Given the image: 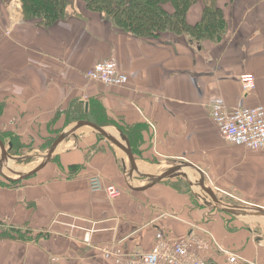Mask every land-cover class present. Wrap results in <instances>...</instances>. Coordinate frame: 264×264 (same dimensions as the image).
<instances>
[{
  "label": "crops",
  "instance_id": "obj_1",
  "mask_svg": "<svg viewBox=\"0 0 264 264\" xmlns=\"http://www.w3.org/2000/svg\"><path fill=\"white\" fill-rule=\"evenodd\" d=\"M212 1L224 30L196 39L171 31L138 36L79 0L45 27L24 16L20 0H0V136L7 147L16 137L33 151L46 148L88 121L125 146L128 140L134 156L84 125L24 178L44 156L21 164L0 157V264H124L100 249L149 252L158 233L170 242L193 237L197 258L231 264L232 254L237 264H264L263 217L215 211L182 176L156 178L188 163L180 173L195 181L198 167L213 194L264 209V150L228 143L211 115L217 97L230 108L264 106V0H197L188 23H200ZM110 58L129 75L127 84L87 78ZM245 73L255 78L249 92L240 81ZM94 174L121 196L92 191Z\"/></svg>",
  "mask_w": 264,
  "mask_h": 264
},
{
  "label": "built area",
  "instance_id": "obj_2",
  "mask_svg": "<svg viewBox=\"0 0 264 264\" xmlns=\"http://www.w3.org/2000/svg\"><path fill=\"white\" fill-rule=\"evenodd\" d=\"M86 76L91 81L106 85H125L129 75L119 69L115 58L104 60L89 69ZM240 81L246 92L255 88V78L251 73L242 74ZM211 115L220 133L228 143L242 145L251 150H264V106H240L230 108L217 97L211 103ZM90 189L94 192L104 189L111 199L121 196V190L114 184L104 185L98 174L89 177ZM197 242L193 237L170 242L158 233L156 244L149 252L126 254L119 248L104 246L100 249L105 259H116L124 264H218L197 258L191 252ZM231 264L238 263V257L227 256Z\"/></svg>",
  "mask_w": 264,
  "mask_h": 264
},
{
  "label": "trees",
  "instance_id": "obj_3",
  "mask_svg": "<svg viewBox=\"0 0 264 264\" xmlns=\"http://www.w3.org/2000/svg\"><path fill=\"white\" fill-rule=\"evenodd\" d=\"M20 1L26 18L39 19L42 26L49 27L62 20L68 6H73L76 0ZM84 2L87 9L105 13L116 26L138 36H152L171 31L178 35L186 33L201 39L221 35L224 30L222 10L214 1L206 7L202 21L195 25L188 23L186 14L197 0H84ZM168 6H171L173 11H170ZM3 108L0 102V114ZM0 139L5 143L1 136ZM9 140L12 143L9 153L20 155L23 148L20 140L16 137ZM73 168L71 167V170Z\"/></svg>",
  "mask_w": 264,
  "mask_h": 264
},
{
  "label": "water",
  "instance_id": "obj_4",
  "mask_svg": "<svg viewBox=\"0 0 264 264\" xmlns=\"http://www.w3.org/2000/svg\"><path fill=\"white\" fill-rule=\"evenodd\" d=\"M84 125H90L93 126L94 128H96L108 141H110L112 144L116 145L117 147H119L120 149H122L123 151H125L131 161H134V156L131 150V146L129 141L127 140V145H123L120 141L112 138L111 136H109V134L100 126L88 122V121H79L72 129L68 130L65 133H62L55 141L54 143L51 145V147L49 148V151L47 152V154L44 156V161L38 165L37 167H35V169H33L31 172H29L26 175H22L23 178L26 177L27 175L37 172L38 170H40L41 168H43L52 158L57 146L65 139L67 138L69 135L73 134L75 131H77L79 128H81ZM9 148L11 149L12 147V143L8 144ZM9 148L7 147L6 143H4L1 139H0V150H1V159L4 160L6 158H12V159H21L13 157L12 155H10L9 153ZM2 163V162H1ZM190 165L188 163H182L178 166H175L173 170L167 171L166 173H163L161 175H159L158 177H156L158 180H162L164 178H170V177H179L182 176L183 178L189 180L190 182H194L197 186L201 187L209 196L210 198L213 199V204L211 205L212 207L216 208V209H220L222 211L225 212H229L233 215H237V216H256V217H263L264 218V209L261 207H227L225 206L223 203H221L218 199L215 198V196L213 195L212 189L209 187H207L205 181H204V173L196 166H193L197 172L200 174V179L199 181H193L192 178H190V176H188L185 173H180L178 171L175 170H179L181 167H189ZM21 176V177H22ZM9 179V178H8ZM156 179V180H157Z\"/></svg>",
  "mask_w": 264,
  "mask_h": 264
},
{
  "label": "rangeland",
  "instance_id": "obj_5",
  "mask_svg": "<svg viewBox=\"0 0 264 264\" xmlns=\"http://www.w3.org/2000/svg\"><path fill=\"white\" fill-rule=\"evenodd\" d=\"M81 1V3H84L85 4V2H84V0H79V2ZM102 139H104L105 140V138H103L102 137ZM8 140V139H7ZM7 140H6V144H7ZM105 142L107 143V144H111L109 141H107V140H105ZM54 143V140H52L50 143H49V145L48 146H46V148H43V145L40 147V149H38V150H34L33 151V147H32V144H31V142H21V144H23L22 146H23V148L20 150V155H13V156H17V157H26V159L25 160H23V159H18L19 160V164H21L22 162H24V163H26V162H30V161H32L33 159H35V157L34 156H36V157H38V156H45L46 154H47V152L49 151V148H50V146L52 145ZM115 147V146H114ZM31 151H33V152H31ZM11 155V154H10ZM0 157H1V150H0ZM28 157V158H27ZM174 166H176V165H174ZM174 166H173V168L171 169V168H169V170H173L174 169ZM19 168H21V167H19ZM168 170V171H169ZM175 171H178V172H181L182 170H175ZM195 171V170H194ZM8 173V172H7ZM7 173H6V171H5V174L7 175ZM14 173V172H13ZM13 173L11 174V176L13 175ZM195 174H196V172H195ZM197 177H198V174L196 175ZM196 176L194 177V179H195V181H199V177L198 178H196ZM184 182H186V183H188V185H189V187H190V191H191V193L194 195V196H196V197H198V199L206 206V207H209V208H212V209H214L215 211H220V209H216V208H214V207H212L211 205L214 203L213 202V199L212 198H210V196L201 188V187H199V186H197L196 184H195V186H194V184H191V182L189 181H186L185 179H184ZM192 185V186H191ZM208 188H209V186H207ZM214 192L216 193V191L214 190ZM213 194L214 196H215V198L216 199H218L221 203H223L225 206H227V207H232V206H230V205H239L240 206V204H234L233 202H231L227 197H221V196H219L217 193L216 194ZM236 207V206H235ZM245 207V206H244Z\"/></svg>",
  "mask_w": 264,
  "mask_h": 264
}]
</instances>
